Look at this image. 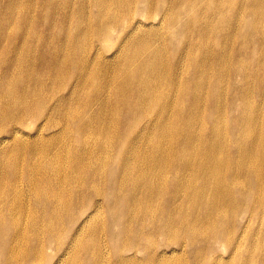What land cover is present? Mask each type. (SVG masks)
Masks as SVG:
<instances>
[{
    "label": "bare ground",
    "instance_id": "obj_1",
    "mask_svg": "<svg viewBox=\"0 0 264 264\" xmlns=\"http://www.w3.org/2000/svg\"><path fill=\"white\" fill-rule=\"evenodd\" d=\"M0 160V264H264V0H0Z\"/></svg>",
    "mask_w": 264,
    "mask_h": 264
},
{
    "label": "rangeland",
    "instance_id": "obj_2",
    "mask_svg": "<svg viewBox=\"0 0 264 264\" xmlns=\"http://www.w3.org/2000/svg\"><path fill=\"white\" fill-rule=\"evenodd\" d=\"M254 67H255V65H254ZM27 132H28V131H27ZM48 135H50V133H46V136H48ZM223 143H224V142H223ZM223 143H222V144H223ZM218 153L220 154V155H219V159H220V160H223V159L225 158L226 155H225V154H222V155H221V150H219ZM38 161L43 162V160H38ZM3 162H4V161H1V160H0V163H3ZM24 192H25V191H23V192L20 194V195H21L20 197H23V196H24ZM30 202H31V201H29V203H30ZM30 208H31V210H28V213H27L26 216H25L26 219L29 218V220H30V221H28L29 223L31 222V220H33V219L35 220V219L37 218V216H38V214L40 213V211L43 212V211H42L43 209H42L41 207L37 206L35 203H31V204H30ZM35 208H37V209H35ZM37 213H38V214H37ZM258 220H259V219L257 218L256 221H255V222H256V223H255L256 226H259V222H257ZM38 227H39V223H38ZM259 227H260V229H261L260 232H262V234H261V236H262V235H264V227H263V225H262V226H259ZM44 230H45V227H44ZM160 242H164V241H163V240H160ZM144 246H145V244H144ZM148 247H149V248L151 247L150 243H148V245L145 246V248H148ZM152 249H154V246H152ZM48 252H52V253H53L54 251H52V248H51L50 250H48Z\"/></svg>",
    "mask_w": 264,
    "mask_h": 264
}]
</instances>
